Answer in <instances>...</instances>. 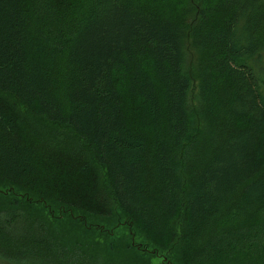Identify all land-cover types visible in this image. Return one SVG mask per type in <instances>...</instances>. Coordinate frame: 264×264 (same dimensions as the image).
Returning <instances> with one entry per match:
<instances>
[{
    "label": "trees",
    "instance_id": "1",
    "mask_svg": "<svg viewBox=\"0 0 264 264\" xmlns=\"http://www.w3.org/2000/svg\"><path fill=\"white\" fill-rule=\"evenodd\" d=\"M0 198L2 241L264 264V0H0Z\"/></svg>",
    "mask_w": 264,
    "mask_h": 264
},
{
    "label": "rangeland",
    "instance_id": "2",
    "mask_svg": "<svg viewBox=\"0 0 264 264\" xmlns=\"http://www.w3.org/2000/svg\"><path fill=\"white\" fill-rule=\"evenodd\" d=\"M40 215L17 216L15 224H9V230L16 232V236H13L15 239L10 242L2 241L3 237L9 234L0 233V264H112L97 254L100 251L99 246L92 241L95 253L92 255L86 253L84 246L80 256L76 258L70 256L68 251L57 246L58 244L63 246L67 242L69 223L49 220L43 216L38 219ZM32 217L36 222L24 226L23 223L30 221ZM114 243L113 248L119 249L118 242ZM152 260L160 264L169 262L168 256L163 252L162 255L154 256Z\"/></svg>",
    "mask_w": 264,
    "mask_h": 264
},
{
    "label": "bare ground",
    "instance_id": "3",
    "mask_svg": "<svg viewBox=\"0 0 264 264\" xmlns=\"http://www.w3.org/2000/svg\"><path fill=\"white\" fill-rule=\"evenodd\" d=\"M227 258V257H226Z\"/></svg>",
    "mask_w": 264,
    "mask_h": 264
}]
</instances>
